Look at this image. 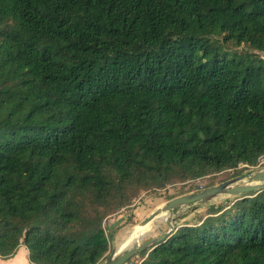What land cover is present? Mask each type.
<instances>
[{"label":"trees","instance_id":"16d2710c","mask_svg":"<svg viewBox=\"0 0 264 264\" xmlns=\"http://www.w3.org/2000/svg\"><path fill=\"white\" fill-rule=\"evenodd\" d=\"M261 52L264 0H0V259L100 264L140 192L255 166ZM138 255L264 264V187Z\"/></svg>","mask_w":264,"mask_h":264},{"label":"rangeland","instance_id":"374dc122","mask_svg":"<svg viewBox=\"0 0 264 264\" xmlns=\"http://www.w3.org/2000/svg\"><path fill=\"white\" fill-rule=\"evenodd\" d=\"M223 49L227 51V54L231 53H245L246 49L243 47H234L232 44L228 43L223 46ZM257 60L259 58L258 55L254 56ZM264 168V156L259 158L257 164L255 166L249 167L244 165H239L236 169L224 170L221 172L213 173L207 175L203 178H195L190 179L184 182H175L169 185H166L162 189H150L146 191L140 192L138 195L132 198L130 204L122 209H120L116 214L106 218L104 222V227L106 231L114 232L113 238L110 241L109 252L114 250H121L117 246V238L121 232L132 229L135 225H137L141 220H143L147 215H149L153 211H160V208L163 204H165L168 200L189 193H196L206 187L217 185L223 181L232 179L241 174H250L255 171L261 170ZM247 180L239 182L238 184H245ZM231 196L219 195L214 198L209 203L199 205V204H191L187 206H183L174 211L172 218V224L174 227H179L181 225H193L199 222L201 218H203L208 208L211 204L217 205L222 204L225 205L229 201L232 200ZM123 215L121 222L118 223L116 228L110 229L108 228V220L112 217H117ZM166 215L165 213L159 212L158 217H162ZM167 217V215H166ZM129 219V221H128ZM157 219V218H156ZM154 219L150 224L149 230H145V235L142 238V241L149 240L151 238L158 237L161 233L166 232L169 229L168 223L165 221H160L159 218ZM153 225V226H152ZM140 262V256L136 255L132 259L129 260L128 264H138Z\"/></svg>","mask_w":264,"mask_h":264},{"label":"water","instance_id":"95a60500","mask_svg":"<svg viewBox=\"0 0 264 264\" xmlns=\"http://www.w3.org/2000/svg\"><path fill=\"white\" fill-rule=\"evenodd\" d=\"M245 179L247 180V183L238 184L239 182L244 181ZM263 187L264 168L250 174H241L232 179L223 181L217 185L206 187L196 193H189L174 197L168 200L160 208V211L167 215L166 222L168 223L169 229L166 232L161 233L158 237L151 238L146 241H142L141 235L138 234L135 238L137 242H132V244L125 246L121 250L116 251L112 249L100 264H125L134 256L140 254L141 252H144L145 250H150L158 243L162 242L168 235H170L175 230V227L172 224V221L174 220L172 218L174 211L183 206L191 204L203 205L209 203L219 195L239 197L244 194H248L252 191L259 190ZM160 211L151 212L136 226L138 228H141L150 224L154 219L158 217ZM131 231L132 229L128 230V234L131 233Z\"/></svg>","mask_w":264,"mask_h":264},{"label":"crops","instance_id":"0c3cea01","mask_svg":"<svg viewBox=\"0 0 264 264\" xmlns=\"http://www.w3.org/2000/svg\"><path fill=\"white\" fill-rule=\"evenodd\" d=\"M122 217L123 215L110 218L108 220V228L110 229L116 228L118 223L121 222L120 219H122ZM118 239H119V236L117 238V241ZM117 246L118 248H120V246L118 245V242H117ZM0 264H30L27 260V250L25 246L23 245L20 246L18 250L16 251V253L11 258L6 259V260L0 259ZM125 264H128V262H126Z\"/></svg>","mask_w":264,"mask_h":264},{"label":"bare ground","instance_id":"6f19581e","mask_svg":"<svg viewBox=\"0 0 264 264\" xmlns=\"http://www.w3.org/2000/svg\"><path fill=\"white\" fill-rule=\"evenodd\" d=\"M159 218L160 221H165L166 220V215L164 216H160V217H157V219ZM156 219V220H157ZM151 224H148L144 227H141V228H138L136 225L132 228V231L131 233L128 234V232H123L119 235V239H118V245L120 246L119 249L127 246V245H130L132 244V242H137L135 240L136 236L138 234L141 235V237L143 238V236L145 235V230H149V227H150ZM153 226V225H152Z\"/></svg>","mask_w":264,"mask_h":264},{"label":"built area","instance_id":"2783aa9c","mask_svg":"<svg viewBox=\"0 0 264 264\" xmlns=\"http://www.w3.org/2000/svg\"><path fill=\"white\" fill-rule=\"evenodd\" d=\"M258 56H259V58L261 59V60H263L264 61V53H258Z\"/></svg>","mask_w":264,"mask_h":264}]
</instances>
